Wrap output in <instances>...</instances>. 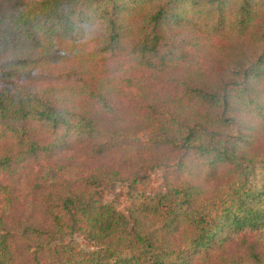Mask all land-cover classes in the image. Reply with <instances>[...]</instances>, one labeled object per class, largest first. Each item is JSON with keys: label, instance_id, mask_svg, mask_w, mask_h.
<instances>
[{"label": "trees", "instance_id": "16d2710c", "mask_svg": "<svg viewBox=\"0 0 264 264\" xmlns=\"http://www.w3.org/2000/svg\"><path fill=\"white\" fill-rule=\"evenodd\" d=\"M0 264H264V0H0Z\"/></svg>", "mask_w": 264, "mask_h": 264}, {"label": "rangeland", "instance_id": "374dc122", "mask_svg": "<svg viewBox=\"0 0 264 264\" xmlns=\"http://www.w3.org/2000/svg\"><path fill=\"white\" fill-rule=\"evenodd\" d=\"M137 171L142 177L140 181L135 182L132 178L117 180L104 185L101 189L102 198L107 202L113 203L124 214H127L129 198L132 192L143 191L153 194L165 187L164 179L167 168L164 165L156 166L149 170ZM65 239L85 249L94 247V243L87 236L77 232L66 235Z\"/></svg>", "mask_w": 264, "mask_h": 264}]
</instances>
